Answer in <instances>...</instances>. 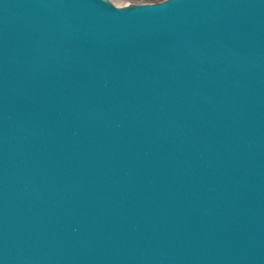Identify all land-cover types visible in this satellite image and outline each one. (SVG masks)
Instances as JSON below:
<instances>
[{"label": "water", "instance_id": "1", "mask_svg": "<svg viewBox=\"0 0 264 264\" xmlns=\"http://www.w3.org/2000/svg\"><path fill=\"white\" fill-rule=\"evenodd\" d=\"M0 264H264V0H0Z\"/></svg>", "mask_w": 264, "mask_h": 264}, {"label": "rangeland", "instance_id": "2", "mask_svg": "<svg viewBox=\"0 0 264 264\" xmlns=\"http://www.w3.org/2000/svg\"><path fill=\"white\" fill-rule=\"evenodd\" d=\"M116 5H124L131 2H138V3H150V2H157L160 0H111Z\"/></svg>", "mask_w": 264, "mask_h": 264}]
</instances>
